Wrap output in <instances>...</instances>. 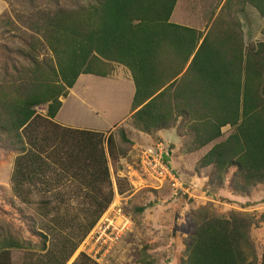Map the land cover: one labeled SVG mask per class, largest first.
Wrapping results in <instances>:
<instances>
[{"label": "trees", "instance_id": "1", "mask_svg": "<svg viewBox=\"0 0 264 264\" xmlns=\"http://www.w3.org/2000/svg\"><path fill=\"white\" fill-rule=\"evenodd\" d=\"M24 3L15 21L6 12L0 18V140L15 153L11 190L22 204L30 205L36 178L54 167L84 192L87 223L60 264L113 200L108 163L134 145L125 128L104 134L54 122L81 75L105 79L115 66L126 69L134 87L129 126L154 141L160 131L175 129L193 153L229 127L231 134L197 162L194 174L202 178L210 169L208 186L233 195L264 185V42L245 45L238 18L252 7L263 18L264 38V0H224L207 16L206 33L170 21L177 0ZM41 106L44 116L36 112ZM125 182L116 181L118 195ZM46 205L38 203L42 215ZM144 211L134 207L133 217ZM260 225L264 213L200 208L190 215L181 264H264L251 238ZM25 245L31 244L0 237V264H12L10 250ZM136 264H154L146 246Z\"/></svg>", "mask_w": 264, "mask_h": 264}, {"label": "rangeland", "instance_id": "2", "mask_svg": "<svg viewBox=\"0 0 264 264\" xmlns=\"http://www.w3.org/2000/svg\"><path fill=\"white\" fill-rule=\"evenodd\" d=\"M42 2L44 0H36L37 5H42ZM223 2L177 0L170 21L206 33L207 16L217 14ZM24 4V0H0V18L6 12L15 21ZM243 15L240 14L238 18L244 44L262 42L259 31L263 26V18L250 6L245 7ZM4 44L0 35V58ZM128 76L126 69L115 66L109 79L93 77L94 81L80 100L69 97L64 104L61 118L67 127L104 130L113 125L104 133L115 134L119 128H125L134 142L125 157H120L115 163H108L114 190L113 200L65 264H136L138 252L144 246L154 264H181L186 258L185 243L190 234L192 212L209 208L219 215L232 211L264 213V185L256 186L248 195H233L228 188L215 190L208 186L210 169L205 171V177L202 178L194 174L197 162L215 144L224 141L232 129L223 128L221 138L193 153H189V147L182 144L175 129L170 130L178 141L173 136L156 135L157 140L154 141L145 134L138 135L130 128L128 121L130 101L125 89L131 85L129 81L125 82ZM45 110L44 106L36 108L37 114L41 116L45 115ZM101 110L104 111L102 114L99 113ZM158 145L169 154L170 168L184 184L186 193L172 189L168 182H153L143 172L141 155L146 150H156ZM14 159L15 153L0 140V237H13L31 244L25 245L24 249L10 250L12 264H60L79 242L87 223L84 192L73 183L76 181L64 176L55 167L49 168L36 178L31 203L24 205L11 190L10 176ZM45 163L52 166L51 163ZM117 180H126L122 186L125 193L122 195L116 192ZM226 182L229 183V180ZM173 190H176L175 197ZM41 202H47L45 215L37 210ZM137 206H144L145 211L134 218L133 208ZM117 207L122 208L123 215L130 221L127 226L114 214ZM251 238L258 259H261L264 255V226L254 227ZM80 254L89 261L77 260Z\"/></svg>", "mask_w": 264, "mask_h": 264}, {"label": "built area", "instance_id": "3", "mask_svg": "<svg viewBox=\"0 0 264 264\" xmlns=\"http://www.w3.org/2000/svg\"><path fill=\"white\" fill-rule=\"evenodd\" d=\"M169 154L164 151L161 145L156 147V150L149 149L143 152L141 155V168L143 172L151 179L153 182H168L170 187L176 190H182L185 192L186 189L183 188V183L180 181L179 177L171 170L168 159ZM179 179V180H178ZM176 190H173V196H176ZM185 190V191H184ZM179 192V191H177ZM186 193V192H185ZM114 214L121 219H118L124 226H127L130 222L122 213V208L117 207Z\"/></svg>", "mask_w": 264, "mask_h": 264}, {"label": "crops", "instance_id": "4", "mask_svg": "<svg viewBox=\"0 0 264 264\" xmlns=\"http://www.w3.org/2000/svg\"><path fill=\"white\" fill-rule=\"evenodd\" d=\"M259 36L262 38V42H264V38L261 36L260 31H259ZM93 77L94 76H91V75H81V76L78 77V79H77L76 83L74 84L73 88L69 91L68 97L66 99L62 100V107H61V109L59 110L58 114L56 115V117L54 119V122L56 124H58L59 126H62V127H67V125H66L67 123L63 120V118H61V113H62V110L64 108V104H65L66 100L69 97H72L73 99L80 100V98L82 96H84L87 88H89L91 86L92 82L94 81ZM110 77L105 78V79H109ZM95 78H97V77H95ZM99 79H103V78H99ZM128 81H129V83L131 85H129L125 89H126L127 96H128L127 99H129L130 104H131V100H132V97H133V94H134V87H133V83L131 81L130 75L128 76V78H127V80L125 82L128 83ZM103 112H104L103 110L99 111V113H101V114ZM129 115H130V107H129ZM112 127H113V125L111 127H109V128H105L104 130H99V129L98 130H91V129H86V128L85 129L84 128H79V130H87V131L104 133V132H107L108 130H110ZM67 128H69V127H67ZM104 134H106V133H104ZM137 134L138 135H142L141 133H137ZM157 135H158V137H163V136L164 137H171V136H173L178 141V138L175 136V134H174V132L172 130H170V131H160L159 133H157Z\"/></svg>", "mask_w": 264, "mask_h": 264}]
</instances>
